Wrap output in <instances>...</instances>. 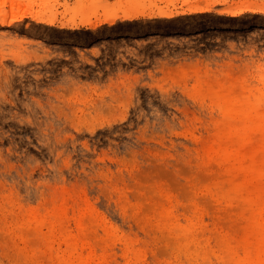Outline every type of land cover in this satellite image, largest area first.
Listing matches in <instances>:
<instances>
[{
  "label": "rangeland",
  "instance_id": "374dc122",
  "mask_svg": "<svg viewBox=\"0 0 264 264\" xmlns=\"http://www.w3.org/2000/svg\"><path fill=\"white\" fill-rule=\"evenodd\" d=\"M5 1L26 17L0 27V264H264V14L226 13L264 0H133L94 29L99 0L69 29L56 0Z\"/></svg>",
  "mask_w": 264,
  "mask_h": 264
},
{
  "label": "crops",
  "instance_id": "0c3cea01",
  "mask_svg": "<svg viewBox=\"0 0 264 264\" xmlns=\"http://www.w3.org/2000/svg\"><path fill=\"white\" fill-rule=\"evenodd\" d=\"M88 1H86L83 5L87 4ZM131 1L133 0H99V3L101 6L98 11L99 13L97 17L102 18V16L105 15L104 14L105 12L112 11L116 13L119 18H121L120 16L122 15V12L124 11L131 12L133 10H138V8L132 6L131 3H128ZM141 1L145 4L144 8L143 7L140 8L143 15L130 19V20L156 18V17H159L155 15L157 12H166V13L172 12L174 16H177V17L178 16L210 14V13H216L219 11H223L229 7V5H226L224 3V0H171V1H175L173 5H166L165 3L160 4L156 2L158 7L149 6V3L155 2L154 0H141ZM56 2H57L56 10L59 12V14L57 15L55 21L52 24V26H55V27H63L62 25H65L64 28H68V29L71 28L70 20H69L70 13L65 14L64 17L62 15L65 9V6H66V9L69 11L75 10L76 8L82 9V10L90 9L89 6H83V7L78 8V4L82 5V0H56ZM206 6L209 9L208 11H204L200 13H190L188 11L195 7H206ZM94 20L95 18L91 19L92 22ZM79 21H80L79 19L74 21L76 26L73 28H77V29H87L88 28V26L81 24V22L84 20H81V22ZM122 21H127V20L125 19L115 20V22H122ZM102 25H106V23L99 24L98 26H102Z\"/></svg>",
  "mask_w": 264,
  "mask_h": 264
},
{
  "label": "bare ground",
  "instance_id": "6f19581e",
  "mask_svg": "<svg viewBox=\"0 0 264 264\" xmlns=\"http://www.w3.org/2000/svg\"><path fill=\"white\" fill-rule=\"evenodd\" d=\"M6 2L7 1H2L0 2V9H2L3 7L6 6ZM9 2H7L8 4ZM9 5V4H8ZM10 13L6 16L5 14H2L0 12V27L2 26H9L13 23L19 22L21 21L24 17H26V14L24 13V11L19 10L18 7L16 5H14L12 2L10 3ZM208 7H195L192 8L191 10H189V12H204V11H208ZM245 12H249V13H255V12H259L264 14V5H257L255 3H248V2H239L231 7L228 8V11L226 13H228L230 16H237L239 14L245 13ZM136 13H128V15H124L125 18H133L136 17ZM31 18H33V20L37 21L38 18L36 16H32L29 15ZM114 18L111 17H104L102 19H98L94 22L90 21V20H86L83 23V25H89L91 29H94L95 27H97L98 24L100 23H109L111 21H113ZM44 22H47L49 24H53V21L50 20H43ZM229 113L233 114L234 117L228 116L230 119H235L237 118V125L236 128L238 129H233V134L236 135L237 137H243L244 136V129L246 127V123L244 120H242L240 118V111L234 110V109H229L228 110ZM262 126L261 129L263 131L264 135V120H262ZM259 219L261 220L260 225V229L263 231L264 234V212H259ZM263 241L261 242V245L264 244V237ZM260 260L258 259L257 262H259Z\"/></svg>",
  "mask_w": 264,
  "mask_h": 264
}]
</instances>
